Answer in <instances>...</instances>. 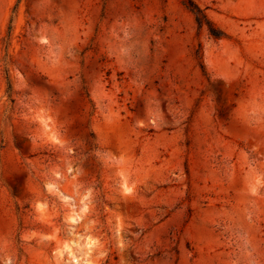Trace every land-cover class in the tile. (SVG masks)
<instances>
[{"label":"rangeland","instance_id":"1","mask_svg":"<svg viewBox=\"0 0 264 264\" xmlns=\"http://www.w3.org/2000/svg\"><path fill=\"white\" fill-rule=\"evenodd\" d=\"M192 1L0 0V264H264V0Z\"/></svg>","mask_w":264,"mask_h":264},{"label":"trees","instance_id":"2","mask_svg":"<svg viewBox=\"0 0 264 264\" xmlns=\"http://www.w3.org/2000/svg\"><path fill=\"white\" fill-rule=\"evenodd\" d=\"M186 5L195 14L196 20L200 24V26H203L204 23H206L208 25L210 34L213 35L215 38H220L225 34L224 31H218L214 26H212V24H210V20H208L203 8H201V6H199L196 2L188 0Z\"/></svg>","mask_w":264,"mask_h":264},{"label":"bare ground","instance_id":"3","mask_svg":"<svg viewBox=\"0 0 264 264\" xmlns=\"http://www.w3.org/2000/svg\"><path fill=\"white\" fill-rule=\"evenodd\" d=\"M63 187H64V186H63ZM64 189H65V190H68L69 187H66V186H65ZM65 196H66L67 198H73L72 196H69V195H67V194H65ZM76 214H77V213H76ZM77 217H78V216L75 215V214L72 215V219H75V220H76ZM86 244H88V245L91 244V240L89 239V240L86 242ZM68 250H70V251L72 252L71 245L68 246ZM77 260H79V258H77Z\"/></svg>","mask_w":264,"mask_h":264},{"label":"water","instance_id":"4","mask_svg":"<svg viewBox=\"0 0 264 264\" xmlns=\"http://www.w3.org/2000/svg\"><path fill=\"white\" fill-rule=\"evenodd\" d=\"M74 192H75V193L77 192V189H76V188L74 189Z\"/></svg>","mask_w":264,"mask_h":264}]
</instances>
